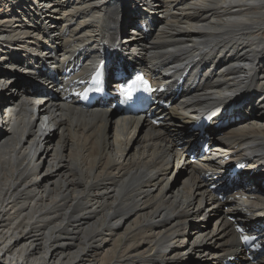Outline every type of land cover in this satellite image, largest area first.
<instances>
[{"label":"bare ground","instance_id":"bare-ground-1","mask_svg":"<svg viewBox=\"0 0 264 264\" xmlns=\"http://www.w3.org/2000/svg\"><path fill=\"white\" fill-rule=\"evenodd\" d=\"M139 20L147 35L131 34ZM107 31L158 83L191 66L198 85L163 125L34 98L47 61L83 63L81 77L96 67ZM1 43L0 107L12 116L0 123V264H252L228 214L246 208L255 224L264 195L218 199L179 143L198 111L244 102L215 146L264 169V0H0Z\"/></svg>","mask_w":264,"mask_h":264},{"label":"rangeland","instance_id":"rangeland-1","mask_svg":"<svg viewBox=\"0 0 264 264\" xmlns=\"http://www.w3.org/2000/svg\"><path fill=\"white\" fill-rule=\"evenodd\" d=\"M127 31H131V30L128 29ZM201 220H202V219H200V220L198 221V223H200ZM213 224H214V223L211 222V223L208 224V226L213 227V226H212ZM187 256H189V255H187ZM187 259H188L187 261L190 262L191 264H196L195 262L193 263L192 257H187ZM200 260H201V261H202V260L204 261L205 259H202V258H201ZM191 261H192V262H191Z\"/></svg>","mask_w":264,"mask_h":264},{"label":"snow or ice","instance_id":"snow-or-ice-1","mask_svg":"<svg viewBox=\"0 0 264 264\" xmlns=\"http://www.w3.org/2000/svg\"><path fill=\"white\" fill-rule=\"evenodd\" d=\"M243 239L247 241L249 239V237L245 236Z\"/></svg>","mask_w":264,"mask_h":264}]
</instances>
